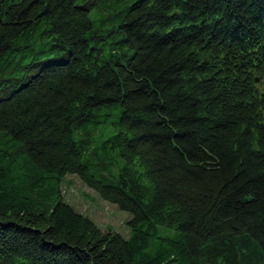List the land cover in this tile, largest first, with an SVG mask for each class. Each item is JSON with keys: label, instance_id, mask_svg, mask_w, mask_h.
Returning a JSON list of instances; mask_svg holds the SVG:
<instances>
[{"label": "trees", "instance_id": "trees-1", "mask_svg": "<svg viewBox=\"0 0 264 264\" xmlns=\"http://www.w3.org/2000/svg\"><path fill=\"white\" fill-rule=\"evenodd\" d=\"M0 264H264V0H0Z\"/></svg>", "mask_w": 264, "mask_h": 264}, {"label": "rangeland", "instance_id": "rangeland-1", "mask_svg": "<svg viewBox=\"0 0 264 264\" xmlns=\"http://www.w3.org/2000/svg\"><path fill=\"white\" fill-rule=\"evenodd\" d=\"M117 112L109 117V124L104 129H97L94 133L97 144L103 143L116 133ZM62 191L65 200L78 213L93 220L100 229L119 234L125 239L130 238L131 229L128 222L132 219V215L121 210L117 205L103 200L97 192L87 188L78 176H66L62 181Z\"/></svg>", "mask_w": 264, "mask_h": 264}, {"label": "water", "instance_id": "water-1", "mask_svg": "<svg viewBox=\"0 0 264 264\" xmlns=\"http://www.w3.org/2000/svg\"><path fill=\"white\" fill-rule=\"evenodd\" d=\"M259 82V81H258Z\"/></svg>", "mask_w": 264, "mask_h": 264}]
</instances>
